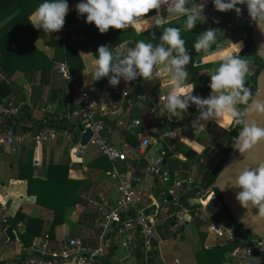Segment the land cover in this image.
Segmentation results:
<instances>
[{
    "label": "clouds",
    "instance_id": "obj_1",
    "mask_svg": "<svg viewBox=\"0 0 264 264\" xmlns=\"http://www.w3.org/2000/svg\"><path fill=\"white\" fill-rule=\"evenodd\" d=\"M212 3L215 11H235L237 16L246 8L248 18L264 36V0H212ZM206 5L207 0L198 4L193 0H80L75 10L78 19L86 17L85 23L94 25L100 34L109 29L131 28L141 33L153 28L162 30L156 43L140 39L124 52L101 45L95 55L84 54L95 57L91 80L107 78L108 85L116 88L121 80L154 81L162 74L167 75L169 90L160 100L165 102L169 119L181 117L194 105L198 114L191 127L195 132L204 130L209 121L217 125L218 131L223 130L220 142L230 145L232 153L212 187L234 194L241 209L238 222L252 235H259L264 233V85L257 81L249 86L251 58L240 55L243 42L224 41L226 47L221 50L219 30L208 28L196 37L192 47L197 53L217 57L207 85L210 93L206 98L193 94L195 85L188 82L187 68L192 56L182 30L191 31L197 23L204 22ZM153 10L156 14L148 16ZM68 12L67 0H44L31 13L30 24L50 36L62 30ZM171 16L179 17L182 27L166 26ZM151 37L156 39L154 31ZM255 56L264 59V39L257 43Z\"/></svg>",
    "mask_w": 264,
    "mask_h": 264
},
{
    "label": "crops",
    "instance_id": "obj_2",
    "mask_svg": "<svg viewBox=\"0 0 264 264\" xmlns=\"http://www.w3.org/2000/svg\"><path fill=\"white\" fill-rule=\"evenodd\" d=\"M196 3V2H194ZM198 4V3H197ZM188 6H191L188 5ZM232 13V11H230ZM217 11H215L213 3L211 2L209 7H205L204 22L197 23L195 30H201L202 32L208 28H216L219 30L220 34L218 36H224V41H226L227 34V26L226 23L223 25L225 31L223 32V28L219 29L217 27V23L214 22L218 20L223 23L217 17ZM156 14V13H155ZM154 14V15H155ZM162 15L167 17V13L162 10ZM177 16L169 17L168 22L178 19ZM213 21L211 26H208L206 21ZM60 32V31H59ZM59 32L52 33L51 37H58ZM81 38V36L79 35ZM75 41V40H74ZM224 41L220 42L221 50H224L226 45H223ZM37 45L40 49L44 50L46 53L50 54V49L45 42L38 41ZM134 43L132 41L126 42L121 45V47L127 50L129 47H133ZM93 54L92 48L90 46L82 47L78 50V54L84 65L83 70L81 71V76L78 74V77L81 79V82L85 85L91 84V74L94 69V59L93 55H84V54ZM217 61V57H214L210 54L204 55L201 58H198L195 65L199 66L197 69L189 70V83H193L195 85L194 95H199L202 97H207L210 93V89L207 87L210 82L209 75L211 74V67H206L205 65L208 63H212ZM204 66V67H201ZM0 79H7L11 81L17 82L20 86L23 87L24 94L26 98L31 97V86L26 82L24 75L19 71L13 75L12 78L8 77L4 71H2L0 67ZM144 89V99L143 102L146 103L147 98H149L153 93L158 95H166L169 90L168 77L165 74H162L160 79L150 81H145L143 83ZM50 89L49 87H45L43 93V103L33 110V116L36 119H42L48 113H54V110L61 105L58 103L63 101L62 111L56 116L60 117L61 115L68 113L70 111L71 103L73 102L76 106L77 96L74 92L71 91V88H66L64 94L61 97L56 96V104L52 108L48 105L47 100L50 97ZM51 96V97H53ZM6 100H0V107L4 105ZM65 101L67 106L64 105ZM164 103H160L162 107H164ZM66 106V107H65ZM74 106V107H75ZM195 107V106H194ZM53 109V110H52ZM75 109V108H74ZM195 109V108H194ZM139 112L142 111L139 109ZM193 109L190 107L186 113H184L181 117H173L174 123L170 126V129H176V136L172 137L167 141V146L165 147L163 144L159 145L158 148L164 149L167 151V155L177 157L180 160H183V156L185 153H179L175 149V145L177 143L184 144L188 147V149H194L200 152L199 141L203 137L201 136V132L205 135V132L216 125L209 121L204 130L199 132H195L189 127V123H191L190 116L192 115ZM136 112L135 115L142 116L143 113ZM59 119V118H58ZM60 120V119H59ZM77 123H74L76 125ZM78 125V124H77ZM24 128L26 129L23 132L22 137L26 140L22 144L18 145L14 150L13 147H4L0 148V227L1 224L4 223V219L14 218L19 211H22L25 215L29 216L33 219L41 220L44 225L53 220L54 212L47 208H44L37 204L36 196L28 194V181L27 180H18L16 179V163L18 158V151L22 148L23 145L28 147L29 150L33 149V162L38 168V172L42 178H46L47 176V167L45 164L49 163L51 160L57 164H61L63 162H70L71 168L69 170L68 177L69 179L76 181H83V185L80 189V194L82 198L88 203L87 204H77L73 208H69L65 222L59 225L55 229V239L50 243V247L53 249L61 248L67 240L70 238H79L81 240L89 239V245H95V248L90 247L91 249H96L100 252L99 256V264H140L137 257H135V252H130L128 249L123 248L122 252H116L118 250V246L113 247L114 238L119 242V240L123 239L121 235L118 233L116 227H113L110 231L104 232L100 227L99 223L103 219V213L99 212L96 209V206L92 203L94 201H99L100 195L105 197L109 206L117 205L118 201L121 198V195L118 191L116 182L112 181L111 178L107 175V171H97L92 170L88 167L89 162L96 159L100 156L99 147L95 145L96 150L94 152H89L87 149L86 155H84L83 160L84 163H74L70 157V150L72 147L80 143L81 136L79 141L74 144L73 134L60 133L61 137L67 139L69 142L67 145H64L60 138H56L54 141L46 142L41 145L32 144L29 140L31 137L32 129L28 126L27 123H24ZM31 129V132L28 129ZM194 136V139L192 138ZM29 138V139H28ZM110 142L119 146V144L123 143V139L120 136V132H114V135L109 137ZM49 144V145H48ZM47 145V147H46ZM91 145V144H90ZM49 146V148H48ZM89 147V146H88ZM87 147V148H88ZM8 155H14V157H9ZM91 155V156H90ZM90 156V157H89ZM152 157H157V150L153 151ZM76 164V167H72L73 163ZM87 167V170L84 168ZM122 169H126L127 164H120ZM162 168V166H161ZM137 173V174H136ZM136 175L140 179L139 182L136 183V189L138 190V184H141L140 194L142 196L144 205L146 208L156 205L158 201L163 198V193L160 197H158L155 191V188L159 183L161 184V180L158 179L154 174L152 176H146L145 174V163L141 162L140 166L136 170ZM150 177V178H149ZM162 185V184H161ZM172 188L168 192H170ZM181 195H184L182 192ZM189 199V195L186 196ZM188 199L184 202V206H186L189 202ZM181 199L175 197V199L165 205L166 214L162 215V221H160L156 227L157 237L155 240V249L153 253V264H205L203 260L205 250L214 249L217 247H221L226 245L229 242H233L226 233L223 235L218 234V232L211 230L206 223H203L199 220L189 221L182 227H178L175 222L171 219L172 213L179 210L178 206H181L179 202ZM182 205V206H183ZM189 205V204H188ZM91 215H98L96 223L92 224ZM83 217V218H82ZM82 219V222H81ZM127 224L132 225L133 219L125 220ZM87 222V223H85ZM85 223V224H84ZM5 224V223H4ZM43 226V225H42ZM26 227V222H21L17 225L16 229H13L16 235V241L10 240L6 234L5 230L0 231V264H27V260L35 259L42 260L40 258L31 257V247H25L20 241L19 234L24 231ZM223 232V230H221ZM44 240L42 234L37 236L35 240L41 241ZM34 240V241H35ZM109 259V262H106V259ZM221 262H223L221 260ZM144 264V263H143ZM225 264H240L237 257L235 256V250L232 253V260Z\"/></svg>",
    "mask_w": 264,
    "mask_h": 264
},
{
    "label": "trees",
    "instance_id": "obj_3",
    "mask_svg": "<svg viewBox=\"0 0 264 264\" xmlns=\"http://www.w3.org/2000/svg\"><path fill=\"white\" fill-rule=\"evenodd\" d=\"M43 2L44 0H0V67L10 78L19 71L25 76L26 82L31 86V104L34 106L31 107L30 105H24L18 116L9 118L6 122L10 126L22 130L24 129V123H31L30 128L32 129L31 133H33V135L31 134L32 138H35L40 131L50 128L55 129L60 133L67 134H73V131L75 130L76 132L73 134V139L74 144H76L80 139V131L73 128L74 123H70L66 119L59 120L56 117L62 111L61 106L63 105V101H61V103L60 101L58 102L61 106L56 108L54 113H48L42 119H36L33 116L34 108L41 105L44 101L43 93L46 86L49 87L51 91L47 103L52 108L57 100V97L53 95L61 97L66 91V88H70V85L59 74V65L61 63H66L71 73L79 74L81 76V71L83 70L84 65L78 54L80 48L90 46L95 55L98 47L101 45H107L117 51V48L121 44L129 40H134L136 42L137 40L144 39L146 42L150 40L151 42L156 43L158 42L159 36L162 34V30L159 28H153L141 33L131 28L127 30L109 29L106 34H100L94 25L85 23L86 17L77 18L75 8L80 0H67L69 4V12L66 16L64 27H70L80 35L81 38L74 41L69 33L66 34L64 39L51 37L42 30L38 31L34 29L30 24L29 17L31 13L40 3ZM154 14L155 10L151 11L148 16H153ZM217 17L222 20V25H224L227 20L232 18V13L230 11L226 13L218 12ZM212 22L213 21L211 20L208 22L206 21L205 23H207L208 26H211ZM166 26L182 27V21L178 18L168 22ZM153 31L156 36L155 40H152L151 37V32ZM200 33H202L201 30H182V38L186 40V48L188 53L192 56V62L187 66L188 71L197 69L199 66L195 65L196 61L198 58L205 55L204 53H197L192 47L196 37ZM250 34L251 28L248 30V38L250 37ZM218 37L219 41L225 40L224 36ZM40 40L45 42V44L52 49V56L38 47L37 42ZM53 61L56 62V66L51 69L50 66ZM205 66L213 68L216 66V61L208 63ZM251 66L255 69V74H258L264 67V63L255 56L251 58ZM59 76L63 79H60L61 83H63L62 86L58 84ZM144 82L143 79L138 78L136 80V85L132 89V97L134 99L138 95L144 94ZM94 84L97 89L108 93L111 96L118 87L112 88L109 86L107 78L94 82ZM25 98L26 96L23 87L17 82L0 79V100H6L4 105L9 104L10 102L19 103L25 100ZM64 105L67 106L66 101ZM71 105L70 110L73 111L75 105L73 102ZM194 108L193 105V112L190 116L191 120H193L198 114ZM136 112L140 113L136 110L132 113V117H142L135 115ZM233 134L235 135L234 131ZM125 137L131 145L136 146L138 144L135 135L127 133ZM32 144H35V142H32ZM33 147L34 145H32V150H29L28 147L23 145L20 151H18V158L16 163H14V165H16V179L28 181V194L36 196V202L38 205L52 210L54 212V218L52 221L45 223L44 225L41 220L30 218L22 211H19L14 218H8L7 223L1 224L0 231H4L8 227L16 229L19 223L26 222L24 231L19 234L20 241L25 247H30L35 238L41 234L42 237L47 238L50 243L53 242L55 239V229L65 222L68 209L75 207L77 204L88 205L79 193L84 182L72 180L68 177L71 168L70 162L57 164L51 160L48 164H45L44 161V166L47 167V176L46 178H42L37 171L38 168H36L33 162ZM175 149L179 153H186L188 147L184 144L177 143ZM231 150L230 145H227L219 153V157L215 162L205 185L206 187L213 183L215 177L226 162ZM181 164L182 160L179 158L170 155L165 156L161 168V174L164 176L165 182L161 185L158 181L155 188L158 197L163 193L168 192L171 186L177 181L176 178ZM112 166V162L105 155L98 156L88 164L90 169L97 171H107L110 170ZM72 167H76V165H72ZM216 196L222 201V196L218 191L216 192ZM0 197L2 198V196ZM186 206L189 205L187 204ZM191 208L192 211H194V207ZM91 216V220L93 221L92 224H95L98 215ZM129 219H133V216L126 215L123 217V220ZM234 222L237 225V222ZM83 242L87 247L90 246L95 248V245H89V239H84ZM154 244L156 245L155 242ZM242 245L243 244L239 240H235L224 246L205 250L203 260L205 264H225L232 260V253L234 250ZM135 254L139 263L143 264L144 253L141 246L135 250ZM221 260L223 262H221ZM106 262H109L108 258L106 259ZM262 264H264V255L262 257Z\"/></svg>",
    "mask_w": 264,
    "mask_h": 264
},
{
    "label": "built area",
    "instance_id": "obj_4",
    "mask_svg": "<svg viewBox=\"0 0 264 264\" xmlns=\"http://www.w3.org/2000/svg\"><path fill=\"white\" fill-rule=\"evenodd\" d=\"M193 2L199 3L200 0H193ZM211 2L212 0H207L206 7H209ZM237 19V14L232 11V18L226 23V41L237 42ZM67 33L72 36L73 40L80 39L79 35L70 27H63L58 37L64 39ZM245 38L247 39L248 36L245 35ZM223 45L225 44L223 43ZM58 69L59 74L77 96V103L73 111L70 110L57 118L80 124L84 130L90 129L93 133L87 146L78 143L71 148L70 157L74 163H84L83 157L86 155L87 147L90 143L97 145L100 154L107 156L112 162L113 166L107 171V175L116 182L121 195L115 206H109L102 195H100L99 201L92 202L96 209L104 215L99 227L104 232L116 227L123 238V247L130 252H135L141 246L144 253V264H153L154 242L157 237L156 227L162 221V215L166 214L165 205L168 203L165 202V194H163L161 202L159 201L161 205L158 202L156 204L155 214L146 216L144 211L147 208L141 194L136 189V183L140 179L135 173L140 163L144 162L145 171L153 173L161 180V184H164L165 178L161 174V166L167 151L164 147L159 149L158 146L163 144L166 147L167 141L176 136L177 130L170 129L174 123V118L169 119V114L160 104L164 102L160 100L162 95L153 93L147 98L146 103L143 102L145 100L144 94L138 95L134 99L132 89L136 85V80L129 83L121 80L111 96L97 89L93 81L88 85L83 84L77 74L70 72L66 63H61ZM253 74H255V69L251 66V75ZM24 105L34 107L31 104V97L25 98L19 103L10 102L0 107V148L13 147L15 150L27 139L19 135V132L23 134L24 129L12 127L6 122L9 118L18 116ZM139 109L143 113L142 117H132V113L136 110L139 111ZM189 127L194 130L191 123H189ZM116 131L120 132L123 139V143L119 146L109 140V137L114 135ZM127 133L137 137L138 144L136 146L131 145L126 140L125 135ZM57 135L58 132L50 128L40 131L35 138L28 139L37 145H41L54 141ZM156 150L157 157H152L153 151ZM74 163L72 165H76ZM120 164H125V166L127 164L126 169H122ZM84 169L87 170V167ZM187 182L192 187L198 185L193 178H189ZM175 185H181V181L177 180ZM169 193H173V191L171 190ZM204 195L205 193L199 194L197 196L198 202L195 204L177 205V208L180 209L172 213L170 220H173L178 227L184 226L189 221L199 220L206 223L211 230L218 232V234L226 233L231 240H239L243 245L235 250V256L240 264H248V260L253 257L254 253L260 251L263 243L257 238L251 239L248 243L237 238L225 225L207 212V203L201 199ZM213 196L214 193H211L208 198L211 200ZM191 207H194V211ZM126 215L133 216L132 225L123 220ZM4 223H7V219H4ZM32 253L35 254L36 258L41 256L42 260L29 259L27 264H99L100 256L98 250L87 247L79 238H70L59 249L51 248L47 238L41 241L35 240L31 247Z\"/></svg>",
    "mask_w": 264,
    "mask_h": 264
},
{
    "label": "water",
    "instance_id": "obj_5",
    "mask_svg": "<svg viewBox=\"0 0 264 264\" xmlns=\"http://www.w3.org/2000/svg\"><path fill=\"white\" fill-rule=\"evenodd\" d=\"M236 27V41L243 42V49L240 52V55L242 57L248 58L255 57L257 43L261 39H264V36H261L260 32L248 18L246 8L243 13L238 16ZM249 28H251V34L250 37L246 39L245 35L248 36ZM260 60L264 63V59ZM55 66L56 62L53 61L50 68L53 69ZM252 77H255V79H253ZM257 81H259L261 85H264V67L259 71L258 74H253L249 77V86L254 85ZM73 128L78 129L81 132L80 144L82 146H87L90 139L92 138V131L90 129L84 130V127L80 124L73 125ZM14 130L16 131V128ZM25 130L26 129L24 128V132ZM28 131L31 132V129L29 128ZM221 132H223V130L221 129L218 131L217 125H214L205 132V135L198 142L201 148L200 152L194 149H188L186 151L176 178L178 181H181V185H175V182L174 185L171 186L173 193L167 192L165 194V202L171 203L175 197H178L179 199H181L179 204L182 206L188 199L186 197L187 194L189 195V198H194L202 193H205V195L202 196L201 199L206 202L210 194L214 193L212 199L207 203V212L211 214L213 218L218 219L223 225H225V227L229 231H231L237 238H241L244 243L250 242V240L253 238H257L258 240H260L263 243V246L259 252L254 253L253 257L248 260V264H262V257L264 255V233H261L259 235H252L249 230L244 229L238 222L237 217L239 216L241 209L235 202L234 194L232 192H220L219 190H215L212 187L213 183L208 187L205 186L210 172L212 171L214 164L219 157V153L224 149V147L228 145L220 142ZM232 135H234L233 132ZM231 153L232 150L223 167L231 158ZM189 178H193L195 182L198 183V185H196L195 187L190 186V184L187 182ZM217 191L222 196V201L217 198ZM182 192L184 193V195H181ZM156 209L157 206L152 205L151 207L145 209L144 213L146 216L154 215ZM234 221L237 222V225ZM5 234L10 240L16 241L17 238L12 228L6 229Z\"/></svg>",
    "mask_w": 264,
    "mask_h": 264
},
{
    "label": "rangeland",
    "instance_id": "obj_6",
    "mask_svg": "<svg viewBox=\"0 0 264 264\" xmlns=\"http://www.w3.org/2000/svg\"><path fill=\"white\" fill-rule=\"evenodd\" d=\"M190 7V6H189ZM217 27L219 28V29H221V28H223L222 30H223V32L225 31V29H224V26L221 24V22H218L217 23ZM193 30H195V29H193ZM42 41V40H41ZM129 41H132L133 43H135V41L134 40H129ZM129 41H127V42H129ZM126 43V42H125ZM124 44V43H123ZM122 45V44H121ZM121 45L117 48V51L118 52H124V51H126V49L124 48H122L121 47ZM50 54H52V51H50ZM60 77V76H59ZM24 78H25V76H24ZM60 79H62L61 77L59 78V80H58V84L60 85V86H62L63 85V83H61V81H60ZM63 80V79H62ZM150 81H148V83H149ZM36 109V108H35ZM53 110V109H52ZM28 126H31V123H28ZM211 128V127H210ZM75 130L73 131V133L75 134ZM32 135H33V133H31ZM201 134V136H204L203 135V133L201 132L200 133ZM19 135H22L21 134V132H19ZM31 135V136H32ZM58 137L60 138V140H62V142L64 143V145H67L68 144V140L67 139H64V137H61V135H58ZM57 137V138H58ZM192 138L194 139V136L192 135ZM91 144V143H90ZM49 145V144H48ZM29 146H32V145H29ZM46 147H47V145H46ZM48 148H49V146H48ZM87 150L91 153V152H94L95 150H96V147H95V145H93V144H91V145H89V147L87 148ZM86 150V151H87ZM87 151V152H88ZM9 157H14L15 158V156L14 155H8ZM91 156V155H90ZM89 156V157H90ZM144 175H146V176H152L153 175V173H151V172H146L145 171V174ZM150 178V177H149ZM141 184L142 183H140V184H138V186H137V188H138V191L140 192V190H141ZM188 204L189 205H192V204H195V203H197L198 202V197H194V198H189L188 199ZM122 237V236H121ZM122 242H123V239H121V240H119V242H117V240L114 238V240H113V247H115V246H118V250L119 251H116V252H122L123 251V245H122ZM121 245H122V247H121ZM31 257H36L35 256V254H31Z\"/></svg>",
    "mask_w": 264,
    "mask_h": 264
},
{
    "label": "bare ground",
    "instance_id": "obj_7",
    "mask_svg": "<svg viewBox=\"0 0 264 264\" xmlns=\"http://www.w3.org/2000/svg\"><path fill=\"white\" fill-rule=\"evenodd\" d=\"M210 201V198L207 199L206 203H208Z\"/></svg>",
    "mask_w": 264,
    "mask_h": 264
}]
</instances>
